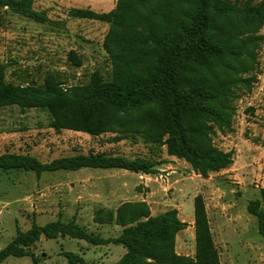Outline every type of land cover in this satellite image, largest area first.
Returning <instances> with one entry per match:
<instances>
[{
  "label": "trees",
  "instance_id": "obj_1",
  "mask_svg": "<svg viewBox=\"0 0 264 264\" xmlns=\"http://www.w3.org/2000/svg\"><path fill=\"white\" fill-rule=\"evenodd\" d=\"M35 1L0 0V11L44 24L49 19L35 9ZM70 16L110 25L103 45L112 65L110 79L95 71L86 84L63 87L56 75L48 74L42 85H16L7 81V67L0 62V110H46L57 133L113 134L115 141L140 137L158 155L89 153L42 163L30 154L5 153L0 155V170L40 176L90 168L155 175L163 149L203 178L233 165V153L219 149L214 136L232 131L235 102L257 82L264 0H118L109 13L75 8ZM70 58L82 66L73 53ZM261 194L249 202L248 212L258 219L264 239V189ZM194 205L193 258L177 253V236L188 225L176 209L153 216L146 202H126L94 214L97 225L121 227L113 239L89 232L76 221L35 222L0 251V263L11 257H31L36 263L32 249L44 237L82 240L93 247L123 246L127 252L116 264H222L203 197L197 196ZM65 256L69 264H88L79 254Z\"/></svg>",
  "mask_w": 264,
  "mask_h": 264
},
{
  "label": "rangeland",
  "instance_id": "obj_2",
  "mask_svg": "<svg viewBox=\"0 0 264 264\" xmlns=\"http://www.w3.org/2000/svg\"><path fill=\"white\" fill-rule=\"evenodd\" d=\"M117 1L36 0L35 9L46 13L49 19L44 24L1 10L0 62L7 67V81L16 85H42L48 74H54L64 83L63 87H69L88 83L95 71H101L110 79L112 65L103 47L110 25L73 18L70 11L79 8L109 13L116 8ZM72 53L81 61V67L71 60ZM259 59L260 72L252 91L240 93L235 102L232 131L214 136L219 149L233 153L231 170L203 178L197 176L189 164L179 162L182 165L177 174L182 180L180 188L162 192L170 200L165 210L173 209L177 196L187 191L184 198L178 197V201L182 200L180 214L185 220L194 218V200L197 196L203 197L222 264H264V239L259 234L258 219L248 212L249 202L261 199L264 189V44ZM51 119V114L42 109L22 111L17 106L1 109L0 155L30 154L42 163L89 153L128 158L158 155L156 149L140 137L115 141L113 134L91 137L73 131L59 137L50 128ZM166 155L163 149L158 161ZM138 177L117 169L62 170L40 176L23 170H0V251L19 231L29 230L35 222L45 225L57 220L76 221L106 239L117 237L121 232L119 226L102 228L94 224L96 211L117 209L101 208L97 194L109 187L118 192L124 185L139 187ZM122 200L135 198L128 193ZM185 237L188 244L182 248ZM32 252L36 263L31 257H11L0 264H69L67 252L79 254L88 264H116L118 255L126 249L115 244L93 247L82 240L43 237ZM178 252L195 256L193 228L186 229L180 236Z\"/></svg>",
  "mask_w": 264,
  "mask_h": 264
},
{
  "label": "crops",
  "instance_id": "obj_3",
  "mask_svg": "<svg viewBox=\"0 0 264 264\" xmlns=\"http://www.w3.org/2000/svg\"><path fill=\"white\" fill-rule=\"evenodd\" d=\"M67 132H70V131H68V130L62 131L61 133H58L57 136L61 137V136L65 135ZM77 134H80V133H77ZM162 161H163L162 165L158 167L159 172L155 175L136 174V173H132L129 171L121 170V172L124 171V172H129V173L134 174V175H138L139 180H141V181H138L139 187H131L130 188V187H127V185H124V186H121V188H120L121 191H119V192L114 191L112 188L109 187L106 189V191L99 192L97 194V197H100L99 200L97 201L98 202L97 204H101L102 205L101 208H110L111 209V208L115 207V209H116L126 202H146L150 206L153 216H157L159 214H162V213H165L169 210H172V209H165L164 210V207L167 204H170V200L166 199L165 198L166 194H162V192H164L165 190H168L170 188H174V189L180 188V186L182 184V183L180 184V182H182V180L179 178V176H177V174H179V172H180L179 166H182L180 163L184 164L183 162H185V161L179 160L175 157H171L168 155H166ZM186 168H189V167H186ZM230 170L231 169H227L223 172H229ZM161 174L163 175V177H165V180H163V181H160L157 178ZM197 176H200V175H197ZM126 188H128V189H126ZM128 193H129V195L133 196L135 198V200H133V201L122 200V198L125 195H127ZM186 194H187V191L183 190V195L180 194L179 196H177V203L175 205H173V209H176L179 212L180 220L188 225L187 229L193 228L195 230V216L192 219L185 220V219H182L181 214H180L181 209H182V204H180V203L182 202V200L178 201V197H180L182 199L185 197ZM95 225H97V224H95ZM100 226L102 228H105V226H110V225H100ZM115 227H118V226H115ZM120 229H121V227H120ZM121 231H122V229H121ZM184 232H186V230H183L177 236V247H176V249H177V253L179 255H182L178 252L179 238H180V236H182V234ZM187 242H188V239L185 237V239L183 240L182 248L183 247L186 248V246L188 244ZM126 252H122L118 255V258H119L118 261L126 254Z\"/></svg>",
  "mask_w": 264,
  "mask_h": 264
},
{
  "label": "built area",
  "instance_id": "obj_4",
  "mask_svg": "<svg viewBox=\"0 0 264 264\" xmlns=\"http://www.w3.org/2000/svg\"><path fill=\"white\" fill-rule=\"evenodd\" d=\"M157 178L158 180H162V181L165 179L162 175H159Z\"/></svg>",
  "mask_w": 264,
  "mask_h": 264
}]
</instances>
